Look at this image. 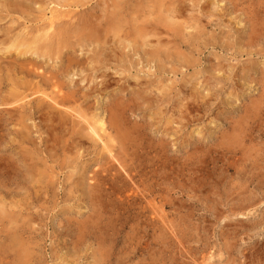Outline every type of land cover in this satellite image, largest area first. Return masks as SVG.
<instances>
[{
	"label": "rangeland",
	"instance_id": "rangeland-1",
	"mask_svg": "<svg viewBox=\"0 0 264 264\" xmlns=\"http://www.w3.org/2000/svg\"><path fill=\"white\" fill-rule=\"evenodd\" d=\"M0 76L68 106L0 102V264H264V0H0Z\"/></svg>",
	"mask_w": 264,
	"mask_h": 264
},
{
	"label": "bare ground",
	"instance_id": "bare-ground-1",
	"mask_svg": "<svg viewBox=\"0 0 264 264\" xmlns=\"http://www.w3.org/2000/svg\"><path fill=\"white\" fill-rule=\"evenodd\" d=\"M58 10V9H57ZM51 11V14L53 13V11H56L55 9H52V10H50ZM52 17L53 16H50L49 17V19H48V23H49V26H48V29H51V28H53L52 27V25H53V20H52ZM55 24V23H54ZM47 29V28H46ZM52 30H54V28L52 29ZM45 32H47V31H45ZM50 32V31H49ZM55 33V32H54ZM47 35V34H46ZM47 38V37H46ZM47 40H49V38H47ZM51 42V41H50ZM14 45V44H13ZM45 45V44H44ZM51 45V44H50ZM53 45V44H52ZM29 46V45H28ZM37 46V45H36ZM38 47V46H37ZM43 47V46H42ZM47 47V46H46ZM39 48H41V47H39ZM39 48H37V49H39ZM50 48V47H49ZM52 48V47H51ZM46 49V48H45ZM21 50V49H20ZM49 50V49H48ZM25 51V50H24ZM27 51H29V50H27ZM47 52H49V51H45V53H47ZM50 54V53H49ZM55 55V54H54ZM53 55V56H54ZM31 61V60H30ZM33 62V61H32ZM31 62V63H32ZM27 64V63H26ZM25 64V65H26ZM30 65V64H29ZM32 66V65H31ZM31 66H29V67H31ZM28 67V68H29ZM33 68L34 69H37L36 67H34L33 66ZM34 69H32V70H34ZM38 69H39V67H38ZM40 70V69H39ZM38 71V70H37ZM11 72V71H10ZM25 72H26V70H25ZM40 72V71H39ZM22 73H24V72H22ZM35 74V73H34ZM10 75V74H9ZM15 75V74H14ZM47 75V74H46ZM45 75V76H46ZM43 76V75H42ZM1 77V76H0ZM47 79V78H46ZM45 79V80H46ZM51 79V78H50ZM44 81V80H43ZM47 81V80H46ZM15 82V81H14ZM17 82V81H16ZM15 82V83H16ZM50 82V81H49ZM12 85V86H11ZM13 85H15L14 83H12V84H10V90L8 91V93H7V95L6 96H4V97H2L1 99H0V102L2 103V105H8L9 106V108L7 109L6 107V109L5 110H7V111H11L13 108H15V107H17V105H21V104H19L18 103V101H20V100H23V99H27V100H25V102L24 103H27V105H28V103L29 102H32L33 100H35V99H43L44 100V97H45V99H48L52 104H53V106L52 107H55V105L56 106H59V107H61V108H67L66 106H65V103H66V100H65V97H64V94H63V92H62V89L57 85V84H54V83H52V87H53V95L52 94H50V93H52V92H50V93H47V92H45V90H41V86L40 87H38V85L37 86H33V87H31L32 89H30L29 88V92H27V90H25V92H18L17 91V86H13ZM17 85V84H16ZM19 85V84H18ZM28 87V86H27ZM7 90V89H6ZM71 97V96H70ZM260 97V96H259ZM196 99V98H195ZM187 100V99H186ZM47 101V100H46ZM40 103V102H39ZM35 104V103H34ZM1 105V104H0ZM30 107V106H29ZM28 107V108H29ZM37 107V106H36ZM76 107V106H75ZM248 107V106H247ZM110 108H111V105H110ZM19 109V108H18ZM56 110V109H55ZM75 110H76V108H75ZM257 110V109H256ZM264 110V109H263ZM36 111H38L39 112V117L43 120V121H45L46 122V124L47 125H54V124H63L64 122L63 121H61V120H59V119H56V118H54L51 114H49V112L48 113H43L42 111H40V109H38V107L36 108ZM71 111H73V109H71ZM66 112V111H65ZM110 112V114H109V127L110 128H112L113 126H112V121L113 122H116V124L117 125H119V117H118V113H117V111L116 110H114V111H109ZM22 113V112H21ZM37 113V112H36ZM71 113H73V112H71ZM76 113V112H75ZM84 113V112H83ZM8 114V113H7ZM28 114V113H27ZM26 114V115H27ZM10 115V114H9ZM76 115V114H75ZM86 115V114H85ZM85 115L84 114H82L81 113V115H80V117H82V119L84 120V124H85V127H86V129H87V132H89L92 136H94L95 138H96V140L97 141H100L101 143H102V147L108 152V154L110 153V155L109 156H111L112 158H114L115 159V161H117V164L116 165H118L117 167L119 168V169H122L124 172H125V174H127V172H126V167H125V164L123 163V162H121V161H119L118 160V158L117 157H115V156H113V154H112V150H111V148H109L107 145V142H108V140L104 137V136H108L107 138H110L111 139V136L110 135H108L107 133H106V131H107V128H106V126H104V123H105V121H103L102 119H99L98 121H96V119L94 120V122H90V120H88V119H86V117H85ZM20 116H22V115H20ZM25 116V115H24ZM26 117V116H25ZM59 118H61V117H59ZM66 119V118H65ZM41 120V121H42ZM96 121V122H95ZM45 122H43V123H45ZM96 123H97V125H96ZM115 124V125H116ZM96 125V126H95ZM114 125V126H115ZM44 126H46V125H44ZM48 126V127H49ZM2 127V126H1ZM52 128V127H51ZM115 128H116V126H115ZM121 128V127H120ZM127 128V127H126ZM54 130V129H53ZM82 130V129H81ZM100 131V132H99ZM108 131H110V130H108ZM46 132V131H45ZM65 133V132H64ZM106 133V135H104ZM114 134V133H113ZM112 134V135H113ZM129 134H130V132H129ZM24 136V135H23ZM55 136V135H54ZM93 137V138H94ZM25 138V137H24ZM104 138L106 139V140H104ZM134 138V137H133ZM95 140V139H94ZM128 140V139H127ZM71 141V140H70ZM114 141V140H113ZM124 140H122V142H123ZM48 142V141H47ZM80 142V141H79ZM82 142V141H81ZM132 142V141H131ZM49 143H50V141H49ZM118 143V142H117ZM110 144V143H109ZM74 145V144H73ZM127 145V144H126ZM123 146V145H122ZM125 146V145H124ZM79 148H81V145H80V147ZM78 148V149H79ZM123 149V148H122ZM124 150V149H123ZM126 150V149H125ZM116 152V151H115ZM124 152V151H123ZM125 155V154H124ZM123 155V156H124ZM110 157V158H111ZM27 158H29V157H27ZM30 159V158H29ZM113 160V159H112ZM114 161V160H113ZM115 163V162H114ZM36 165H37V163H36ZM30 168V167H29ZM97 169V168H96ZM128 169V168H127ZM94 170V169H93ZM104 170V169H103ZM97 172V171H96ZM34 173L36 174V172L34 171ZM32 174V173H31ZM94 174V173H93ZM39 176V175H38ZM96 176V175H95ZM94 176V177H95ZM100 176V175H99ZM128 176V175H127ZM90 177V176H89ZM34 178V177H33ZM129 178V177H128ZM36 180V179H35ZM34 180V181H35ZM98 182V181H97ZM107 184V183H106ZM40 185V184H39ZM131 185H133V183L131 184ZM135 186V185H134ZM105 187V186H104ZM96 189V188H95ZM99 189V188H98ZM97 190V189H96ZM128 190H129V188H128ZM137 190V189H136ZM133 191V190H132ZM128 193H129V191H128ZM130 194V193H129ZM130 196H131V194H130ZM26 247V246H25ZM28 247V246H27ZM21 248V247H20ZM21 252V251H20ZM27 254V253H26ZM23 261H25V260H23Z\"/></svg>",
	"mask_w": 264,
	"mask_h": 264
}]
</instances>
